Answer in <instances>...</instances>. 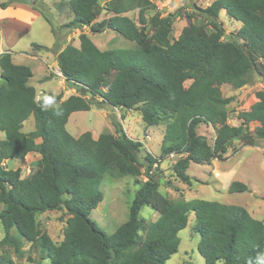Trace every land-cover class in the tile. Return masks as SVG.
<instances>
[{
  "label": "trees",
  "instance_id": "1",
  "mask_svg": "<svg viewBox=\"0 0 264 264\" xmlns=\"http://www.w3.org/2000/svg\"><path fill=\"white\" fill-rule=\"evenodd\" d=\"M42 1L28 3L39 11ZM69 4L73 19L61 26L68 32L86 27L93 33L112 30L136 47L103 51L85 33L79 36V46H65L57 57L58 66L78 95L63 100V94H48L60 102L59 116L51 108L42 110L36 102L37 90L29 84L31 68L16 64L10 51L0 54L4 79L0 86V131L4 134L0 139V224L5 232L0 245L18 252L28 244L30 254L38 255L28 258L34 264L47 260L50 264H167L179 251L180 231L195 213L193 230L201 236L198 251L205 264H258L264 255V220L254 218L244 207L215 201L173 203L160 191L156 172L174 154L170 169L190 186L192 163L225 160L236 141L255 147L264 139V91L258 106L238 114L241 124L237 126L229 123L224 107L232 99L225 98L221 89L233 80L247 84L242 77L264 59V0H215L202 10L214 31L206 36L190 23L178 38H172L176 16H163L151 0H111L106 9L113 16L101 22H95L100 0H70ZM0 7L6 9L8 4ZM223 10L242 24L228 38L219 22ZM133 11H139L138 23L124 15ZM149 11L155 13L148 19ZM34 48L49 49L39 44ZM92 103L138 110L147 127L165 125L160 156L143 152V144L131 139L118 122H114L116 134L94 138L86 132L73 137L66 128L70 116L91 110ZM31 117L35 130L24 132ZM201 124L215 129L213 144L198 134ZM252 124H256L253 130ZM31 153L41 158L27 177L21 169L7 168L8 160L24 161ZM106 173L131 176L140 185L129 219L112 235L90 218L104 200L101 183ZM247 191L241 182L229 187L230 193ZM146 207L159 215L148 225L141 216ZM52 211L68 216L59 244L37 220ZM11 263L0 255V264Z\"/></svg>",
  "mask_w": 264,
  "mask_h": 264
},
{
  "label": "rangeland",
  "instance_id": "2",
  "mask_svg": "<svg viewBox=\"0 0 264 264\" xmlns=\"http://www.w3.org/2000/svg\"><path fill=\"white\" fill-rule=\"evenodd\" d=\"M32 1L0 0V4H8L6 9L0 7V51L1 49L6 50L7 45H9L11 51L15 53L14 62L31 68L33 76L29 84L35 87L40 95L63 94V100L72 95H78L61 76L57 57L63 46L68 44L79 46V36L82 33L89 35L98 48L103 51L136 47L135 43L120 37L112 30L93 33L90 28L86 27L70 34L67 29L61 27L73 19L70 0L42 1L37 8L42 15L37 20L28 13V11L33 10L32 4L28 3ZM109 1L111 0H100L95 11V22H101L113 16L106 9V4ZM151 1L157 5L163 16H176L172 38H178L182 30L190 23L196 24L206 36L214 31L210 26V18L202 10L209 7L215 0ZM138 13L139 11H133L124 15L138 23ZM154 13L155 11L147 12L148 19ZM219 22L225 29L227 38L238 32L242 26L240 22L231 18L225 10L221 12ZM34 44L49 49L37 50L34 48ZM32 55L36 58L30 57ZM242 78L247 81V84L240 85L238 80H233L226 82L221 88L223 96L232 99L224 107L229 114L231 125H240L241 120H239L238 114L249 111L262 102L264 59L258 62L256 70L250 71ZM3 83L4 79L0 70V86ZM189 85L190 82L186 83L187 87ZM58 103L60 105V102ZM183 112L184 110L180 114ZM114 122L120 123L131 139L143 144V152L160 156L165 125L147 127L142 120L141 112L138 110L116 109L109 106L98 107L96 103H92L91 110L73 113L66 128L75 138L86 132H91L94 138H98L102 133L116 134ZM255 126L256 124H252L251 129L253 130ZM32 130H35L33 117L24 124V132H31ZM198 134L206 137L208 142L213 144L216 135L213 127L201 124L198 128ZM3 138L4 134L0 131V139ZM40 142L41 139H38L37 143ZM258 147L245 146L244 148L239 141H236L225 155V160H214L211 164L192 163L188 169V175L193 178V183L190 186L173 175L170 168L175 163V157H168L161 164L160 172H156L157 176L160 175L161 178L160 191L176 204L193 199L215 201L244 207L254 218L264 220V139L258 140ZM40 158L39 154L32 153L24 161L12 160L14 163H6V165L9 169H21L23 177H27L36 169V162ZM161 171L164 173L162 174ZM134 180L131 176L116 177L106 173L101 183L104 200L92 212L90 218L107 235L114 234L130 217V206L140 188V185L135 184ZM141 180L146 181L144 177ZM233 182L246 184L248 191L230 193L229 187ZM141 216L145 224L148 225L155 221L159 215L151 207H146ZM67 218L68 216L64 215V211H52L39 215L37 220L40 228L46 231L56 244H59L64 239ZM195 223V213H191L188 226L179 233L181 240L179 251L172 255L167 264H205L204 257L198 251L201 236L193 230ZM4 237L5 232L0 224V242ZM28 250V244L26 247L21 246L18 252L12 246L3 247L0 245V255L12 261L11 264H34L29 262L28 258L31 255L38 258V255L30 254ZM43 264H50V262L47 260Z\"/></svg>",
  "mask_w": 264,
  "mask_h": 264
},
{
  "label": "clouds",
  "instance_id": "3",
  "mask_svg": "<svg viewBox=\"0 0 264 264\" xmlns=\"http://www.w3.org/2000/svg\"><path fill=\"white\" fill-rule=\"evenodd\" d=\"M62 77H63V75H62ZM35 100L39 104V106L41 107L42 110L47 111L51 108V109H53L55 115L59 116L62 114V111L60 109V105L57 102L55 95H47V94L40 95V94H38L35 97ZM258 264H264V255H262L259 258Z\"/></svg>",
  "mask_w": 264,
  "mask_h": 264
},
{
  "label": "crops",
  "instance_id": "4",
  "mask_svg": "<svg viewBox=\"0 0 264 264\" xmlns=\"http://www.w3.org/2000/svg\"><path fill=\"white\" fill-rule=\"evenodd\" d=\"M28 13H29V15L33 18V19H39V17L42 15L41 13H39V11H37V10H30V11H28ZM75 31H81V29H79V30H75ZM74 33V31L73 32H71L70 34H73ZM8 46V48L6 49V50H3V49H1V51H0V54L1 53H4V52H7V51H10L11 53H12V55H13V61H14V55H15V53L13 52V51H11V47L9 46V45H7ZM67 46V45H66ZM65 48V46H63L60 50H59V53L63 50ZM59 53H58V55H59ZM30 57H32V58H36V56H30ZM46 60V59H45ZM59 67V66H58ZM64 78V77H63ZM65 79V78H64ZM160 126V125H159ZM32 131H34V130H32ZM31 131V132H32ZM164 131H165V129H164ZM27 133H30V132H27ZM164 136V135H163ZM245 148V147H244ZM246 148H248V147H246ZM253 148H259L258 146H255V147H253ZM32 154V153H31ZM37 154V153H36ZM30 156V154L25 158V159H28V157ZM16 161V160H15ZM11 162H13L12 160H8L6 163H8V164H10ZM14 163V162H13ZM13 234L14 235H16L17 234V232H16V230H14L13 231Z\"/></svg>",
  "mask_w": 264,
  "mask_h": 264
},
{
  "label": "built area",
  "instance_id": "5",
  "mask_svg": "<svg viewBox=\"0 0 264 264\" xmlns=\"http://www.w3.org/2000/svg\"><path fill=\"white\" fill-rule=\"evenodd\" d=\"M61 76H62V73H61ZM170 157H171V158H174V157H175V155H174V154H171V155H170Z\"/></svg>",
  "mask_w": 264,
  "mask_h": 264
},
{
  "label": "water",
  "instance_id": "6",
  "mask_svg": "<svg viewBox=\"0 0 264 264\" xmlns=\"http://www.w3.org/2000/svg\"><path fill=\"white\" fill-rule=\"evenodd\" d=\"M89 96L91 97L92 96V93H89Z\"/></svg>",
  "mask_w": 264,
  "mask_h": 264
}]
</instances>
